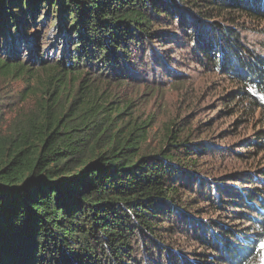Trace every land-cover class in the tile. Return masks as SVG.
<instances>
[{
  "label": "trees",
  "instance_id": "trees-1",
  "mask_svg": "<svg viewBox=\"0 0 264 264\" xmlns=\"http://www.w3.org/2000/svg\"><path fill=\"white\" fill-rule=\"evenodd\" d=\"M246 25H264V0H0V79L24 83L22 104L0 105V264H253L264 53L243 43ZM174 40L234 85L225 107L241 117L223 140L249 116L261 128L222 146L202 139L212 120L174 118L159 151L144 150L152 118L100 83L128 82L145 53ZM218 156L247 167L215 174Z\"/></svg>",
  "mask_w": 264,
  "mask_h": 264
},
{
  "label": "rangeland",
  "instance_id": "rangeland-1",
  "mask_svg": "<svg viewBox=\"0 0 264 264\" xmlns=\"http://www.w3.org/2000/svg\"><path fill=\"white\" fill-rule=\"evenodd\" d=\"M39 36L42 37L41 34ZM174 41L176 43L167 42L163 47L156 44L157 46L150 49L148 54L145 53L146 65L143 67L136 65V77L131 76L132 79L128 82L122 84L115 82L100 83L102 89L106 88L107 98L114 100L115 103H120L121 106L130 104L134 115L138 116L139 120L152 118L154 125L150 130L147 142L144 144V150L159 151L164 129L168 122L174 118L191 128L201 123L209 125L213 121L214 127L208 130L209 132L204 133L202 139H212L222 146L238 141L242 134L248 135L256 128H261L260 119L257 116L255 118L249 116V129L243 126L244 129L238 134H236L237 131H230L226 134V139L223 140L220 131L226 128L232 130L234 121L241 117L239 113L232 116L228 112V108L225 107L229 103L225 98L234 85L218 72H214L211 67H208L209 65L203 67L193 56L187 52H181L182 49L184 51L190 49L186 40H182L180 43H178L180 40ZM242 41L259 53H264V25H246L242 30ZM44 42L48 43L45 38ZM44 46L49 49L52 44H44ZM165 47L173 48L172 59H167L168 56H171L170 53L166 51L163 53ZM49 53L53 55V47ZM26 56H28L27 53L22 51L21 57ZM158 59H161L172 70L174 69L176 74L167 73L166 68ZM23 87L24 83L21 80L0 79V105L6 108L12 103L22 104L17 93ZM205 128L202 127V129ZM260 155L264 163V153ZM217 158L219 160L216 161L215 174H222L227 171V168H229L228 171H232L247 167L245 162L235 161L232 157L222 160L219 156ZM233 162L235 164H232ZM253 264H264V242L261 245L260 256Z\"/></svg>",
  "mask_w": 264,
  "mask_h": 264
}]
</instances>
